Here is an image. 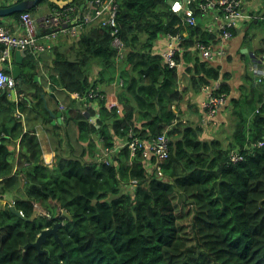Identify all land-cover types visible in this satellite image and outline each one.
Segmentation results:
<instances>
[{
    "label": "trees",
    "instance_id": "16d2710c",
    "mask_svg": "<svg viewBox=\"0 0 264 264\" xmlns=\"http://www.w3.org/2000/svg\"><path fill=\"white\" fill-rule=\"evenodd\" d=\"M46 2L24 12L32 15ZM117 5L119 37L125 47L122 60L111 47L110 29L101 27L85 29L75 60L57 51L52 60L56 73L49 79L50 89L67 101L64 125L55 128L67 132L69 122L75 125L79 155L70 143L66 148L58 139L55 165H44L35 132L23 129L14 116L18 108L0 89V200L6 202L0 207V264H264V97L260 95L257 106L248 96L244 101L229 100L235 125L226 146L205 136L200 117L183 123L180 105L188 89L197 91L222 79L219 91L231 92L230 76L191 52L195 40L209 43L214 36L201 26L175 29L179 18L168 0H117ZM20 14L10 17L18 19ZM184 30L181 57L182 70L189 76L187 87L179 84L180 71L169 68L154 51L155 41ZM115 70L118 81L123 80L116 93L122 114L108 108L106 97L99 100L97 129L86 116L94 112L83 113L85 102L72 94L85 97L105 78L111 83ZM21 71L25 83L16 85L18 96L30 92V85L36 94L43 92L34 81L36 65L30 56L23 59ZM242 103L254 107L246 110L247 116L238 111ZM18 105L20 111L26 107L23 99ZM34 106L43 110L40 95ZM130 128L140 138L163 133L169 137V154L161 164L166 179L146 178L138 160L128 164L127 147L114 155L113 163L87 161L96 149L95 137L103 147H112L115 138H124ZM236 149L242 160L231 163L230 151ZM133 179L138 181L135 190L125 194L123 187ZM38 210L41 213L35 215ZM62 221L57 234L63 248L51 236L42 246L47 254L39 255L34 248L24 252L41 231Z\"/></svg>",
    "mask_w": 264,
    "mask_h": 264
},
{
    "label": "built area",
    "instance_id": "2783aa9c",
    "mask_svg": "<svg viewBox=\"0 0 264 264\" xmlns=\"http://www.w3.org/2000/svg\"><path fill=\"white\" fill-rule=\"evenodd\" d=\"M9 1L14 5L20 0ZM168 2L171 12L179 18L175 29L201 26V29L214 36L215 41L211 40L209 43L202 40L194 42L191 52L202 62L213 64L225 59L228 56V43L234 37L233 31L257 20L264 23V15L247 9L248 0H168ZM117 11V0H84L81 5L68 3L62 8L56 5L37 17H33L28 12H21L13 24L5 25L0 22V89L7 92V96L11 98V90L14 91L18 84V81L2 67L10 60V50H23L25 54L30 52L39 61L41 55L49 53L63 38H68V44L76 45L85 29L89 27L110 29L111 47L116 50L117 59L122 60L125 47L119 37ZM186 39L187 32L184 30L168 33L155 41L154 49L162 56L169 68L182 70L184 64L181 56L185 51ZM250 57L252 59L249 69L251 76L257 84L264 83V54L257 57L252 53ZM220 84V80H217L201 86L200 90L204 99L201 103L199 123L204 128L213 126L216 116L228 104V95L219 91ZM118 85L121 87L123 80H119ZM72 98L85 102L86 108H82L83 113H86L88 109L94 112L93 115L86 113V116L88 123L98 129L97 102L104 97L99 92L91 90L85 97L79 93H73ZM107 106L109 109H115L117 114H122V108L116 100L107 103ZM17 117H20L19 114ZM187 121L186 115L183 116L182 122ZM174 124L176 121L169 129ZM100 142L102 143V140ZM169 145L170 139L166 133L145 139L140 138L130 128L124 138H115L112 147H102L99 150L103 155V161L97 163H113L114 155L127 147L130 158L128 164H131L134 159L138 160L145 168L146 178L166 179L161 164L169 154ZM229 160L231 163H236L242 160V154L237 149L232 150ZM137 184L138 181L133 179L123 188H129L131 194Z\"/></svg>",
    "mask_w": 264,
    "mask_h": 264
},
{
    "label": "crops",
    "instance_id": "0c3cea01",
    "mask_svg": "<svg viewBox=\"0 0 264 264\" xmlns=\"http://www.w3.org/2000/svg\"><path fill=\"white\" fill-rule=\"evenodd\" d=\"M46 1H47L46 4L48 6L46 11H48V9L50 8L49 4L51 5H54V4L48 0ZM2 4H5V6L13 5L9 0H0V5ZM247 9L254 11V12L256 11L257 13L264 15V0H248ZM32 16L37 17L39 16V14L34 12ZM15 20L17 21L15 17H10V16L0 17V22H2L5 25L13 24ZM238 34H240V36ZM238 36L239 38L237 39ZM67 39L66 38L61 39L49 53L41 55L39 57V61H37L34 58V56L31 55L30 52H26L25 56L27 55L30 56L36 65L37 75L35 76L34 81L38 83L39 85L43 86V92L36 94L37 90L35 89V87L30 85V89H28V91L30 92H28L24 96L22 95L18 96L16 94V88L14 90L15 94L14 95L11 94L12 95L11 98L7 96L13 102V106L15 108H18L16 109L14 116L22 122L23 129L26 131L31 129L32 132H35V135L37 136L41 144L42 151H43L42 156H41L42 162L44 165L48 167L49 165L45 164V162L50 163L48 161H51V160H46V156L48 157V159L49 158L52 159L53 157L54 161L56 160V153H55L56 144L58 142V139H61L62 141V139L65 138L64 133L66 134L68 133L67 135L69 137V140L72 139L70 140L69 143L74 148H75V145L78 144L81 149V145L75 141L77 132H76L75 125L72 122H69L68 125L66 126L67 132H65L64 128L62 127L60 129L55 128V125H59V127L64 125V122H65L64 121L65 120L64 118L65 108L64 107L66 106L67 101H63L64 95H62L61 93H57L58 91L55 92L52 89H50V82H49L50 77L55 75L56 73L55 71L51 69L52 60L54 59L56 55L55 54L56 51L61 54H64L65 56H68V58L72 61L75 60V54L77 51L76 50L77 47L74 44H70V43L68 44ZM228 48H229L228 56L225 59L220 60L213 64L219 65L221 67L222 72L230 76V80L228 81L229 82L228 84L231 86V92L228 95V104L216 116L213 127L211 126L208 129L204 130L206 137H208L209 135H211V133H214L215 131L221 130L225 126L226 115L228 116L229 109L232 108L229 105V100H231L232 98L237 99L238 94L241 93L240 87H243V84L241 82L242 78H240L242 65L243 66L246 65L247 76L249 78L248 80L251 83V84L249 83L250 87H246V88H252L251 95L248 96L249 99L253 101L252 104L255 105V102H256L258 105L257 99L260 98V95L264 97V83L257 84L249 72L250 65L252 63V59L250 55L252 53L253 54L257 53L256 56L260 57L261 55L264 54V25L254 26V25L249 24V25L241 27L239 30H237V34L234 35V37L229 41ZM260 50H262V52H259ZM238 61H241V64H239V66L236 67V70H235L234 66L238 65ZM7 65L10 66V63L8 62ZM238 68L239 70L237 71ZM97 73L93 75L94 79L97 77ZM106 75H108V73L104 74V76ZM104 81L105 83L100 84L98 87H96L95 89H91V90L99 92L104 97V99L106 97L107 103H109L112 100H116V93L118 91L116 87L117 84L114 85V83L112 82L111 83L106 82L108 81L107 78H105ZM221 82H223L222 79L220 80V83ZM179 84L182 87L188 86L189 76L187 75V73L179 75ZM255 90L260 91V93L257 95V92H255ZM39 95L41 99L43 100V105H44L43 110L40 108L36 110L34 106L35 100H37ZM255 97L257 98L256 100H255ZM22 99L25 101L26 107L24 108L23 111H20L18 101H22ZM203 99H204V96L200 89L197 91L193 89H188L186 91L185 98L182 104L180 105V107L185 112L186 118L187 119L189 118V122L190 121L197 122L198 118L201 116L200 114L201 113V103ZM251 108H254V107L251 106ZM58 112H61V117H60L61 121H58L57 119H55V122L53 124L50 113L56 114ZM17 114H19L20 117H17ZM48 115H49V119L46 121ZM234 119L235 118H232V120H230V122L232 121L233 125H235L233 122ZM59 134H60V137L57 138ZM230 135H231V132H230ZM94 141L98 143L97 151L99 152V150L103 147L102 143L97 137H95ZM62 145L64 146L65 143L62 142Z\"/></svg>",
    "mask_w": 264,
    "mask_h": 264
},
{
    "label": "water",
    "instance_id": "95a60500",
    "mask_svg": "<svg viewBox=\"0 0 264 264\" xmlns=\"http://www.w3.org/2000/svg\"><path fill=\"white\" fill-rule=\"evenodd\" d=\"M41 0H22L14 5L8 6V7H0V17H8V16H12L15 13H20V12H24L26 10L35 8L39 2ZM51 3L57 5L58 7L62 8L65 5H67L68 3H71L72 0H48ZM10 66H8L7 64H3L2 67L9 72L12 77L14 79H16L18 81L19 86H21L23 83H25V80L21 77V63L25 57V51L23 50H10ZM5 92V91H4ZM13 95L15 94L14 91L11 92ZM51 114V118H52V123L54 124L55 119H57L58 121H61L60 117H61V112H58L56 114L50 113ZM11 211L17 215L20 218L22 217V213L17 211L13 206H10ZM36 215V214H35ZM34 215V216H35ZM64 216H67V218L70 220V216L66 215V212H63ZM63 226V222H58L56 224L53 225V227L48 228V229H44L43 231H41V233L37 236L36 241L33 243H28L25 247H24V252H26L28 249L30 248H34L38 251L39 255H43V254H47L46 250H42V246L44 245V243L46 242L47 238L49 237H53L55 242L57 244H59L61 246V248H63V245L58 237V229L60 227Z\"/></svg>",
    "mask_w": 264,
    "mask_h": 264
},
{
    "label": "rangeland",
    "instance_id": "374dc122",
    "mask_svg": "<svg viewBox=\"0 0 264 264\" xmlns=\"http://www.w3.org/2000/svg\"><path fill=\"white\" fill-rule=\"evenodd\" d=\"M47 8H48L47 4L46 3H42L39 7L36 8L35 13H37L39 15H43L44 13H46ZM238 35L240 36V34H238ZM239 36L237 37V39L239 38ZM237 50H239V49H237ZM154 51L157 52L155 49H154ZM239 64H241V61H238V65L234 66L235 70H236V67L239 66ZM238 70H239V68L237 69V71ZM97 71H98V68L95 69L93 74H96ZM184 73L185 72L183 70L180 72L181 75L184 74ZM112 78H113L112 82L114 83V85L117 84V82H118L117 70L114 71V74L112 75ZM240 78H242L241 82L243 84V87H241V88H242L243 91H242V93L238 94L237 99H241L242 101H244L246 98H248L247 96L251 95V89H252V88H246V87H250V85H249L250 81L248 80L249 78L247 76L246 65H244V66L242 65L241 77ZM118 88L119 87H117V89ZM255 92H257V95L260 93V91H258V90L257 91L255 90ZM256 97H255V100L258 98V97L257 98ZM255 105H257L256 102H255ZM227 108H225V109H227ZM250 108L251 107L248 106V105H244L243 106V103H242V105L238 107V111L239 112L242 111L243 114L245 116H247L246 110H250ZM249 113L250 112H248V114ZM233 117H235V116L232 114V109H229V114H228V116L226 115V124H225V126L221 130L215 131L214 133H211L210 138L218 139V140H220L223 143V146H226L231 141L230 132H231V130L234 129V125H233L232 121L230 122V120H232ZM208 128L209 127H207V129ZM57 133H58V131H57ZM67 134H66L67 139H66V137L64 139H62V142L65 143L64 147H66V148L69 147L68 143L70 142V140H72V139L69 140V137H68ZM58 137H60V134L58 135ZM95 145H96V149H95V151L92 152V156L90 158H88L87 161H94V162L101 163L103 161V155H102L101 152L97 151L98 150V148H97L98 143L95 142ZM99 148H100V146H99ZM74 149H75L74 153L76 154V156L81 153V149H80L78 144L75 145ZM10 159H11V157H10ZM46 160H51V161H48L50 163H46L47 165H49V167H53L54 166L55 161H54L53 157H52V159H50V158L48 159V157L46 156ZM123 192L125 194H130L129 188H124ZM5 203H6L5 201L0 200V207L4 206ZM40 213H41L40 210H38L36 215H39Z\"/></svg>",
    "mask_w": 264,
    "mask_h": 264
},
{
    "label": "clouds",
    "instance_id": "9594fccd",
    "mask_svg": "<svg viewBox=\"0 0 264 264\" xmlns=\"http://www.w3.org/2000/svg\"><path fill=\"white\" fill-rule=\"evenodd\" d=\"M18 2H19V1H18ZM63 39H64V38H63ZM181 71H182V70H181ZM181 71H180V72H181ZM118 82H119V81H118ZM118 86H119V85L117 84L116 87H118ZM119 87H120V86H119ZM3 91H4V90H3ZM14 92H15V91H14ZM116 101H117V100H116ZM173 108H174V107H173ZM174 109H176V108H174ZM222 110H223V109H222ZM185 115H186V114H185ZM187 120H189V118H188ZM199 120H200V118H199ZM199 120H198V121H199ZM210 127H211V126H210ZM212 127H213V126H212ZM205 129H207V128H205Z\"/></svg>",
    "mask_w": 264,
    "mask_h": 264
}]
</instances>
